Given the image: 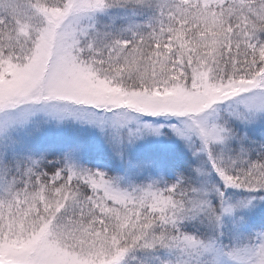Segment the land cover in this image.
Listing matches in <instances>:
<instances>
[{
  "label": "snow or ice",
  "instance_id": "6c2138e0",
  "mask_svg": "<svg viewBox=\"0 0 264 264\" xmlns=\"http://www.w3.org/2000/svg\"><path fill=\"white\" fill-rule=\"evenodd\" d=\"M0 264H264V0H0Z\"/></svg>",
  "mask_w": 264,
  "mask_h": 264
}]
</instances>
